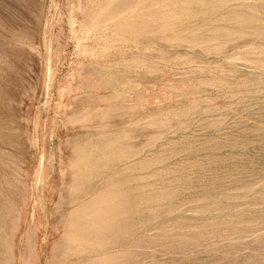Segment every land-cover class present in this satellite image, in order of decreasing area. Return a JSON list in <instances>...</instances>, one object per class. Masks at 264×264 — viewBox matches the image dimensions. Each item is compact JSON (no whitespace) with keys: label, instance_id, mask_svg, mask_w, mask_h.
Here are the masks:
<instances>
[{"label":"rangeland","instance_id":"1","mask_svg":"<svg viewBox=\"0 0 264 264\" xmlns=\"http://www.w3.org/2000/svg\"><path fill=\"white\" fill-rule=\"evenodd\" d=\"M0 264H264V0H0Z\"/></svg>","mask_w":264,"mask_h":264}]
</instances>
